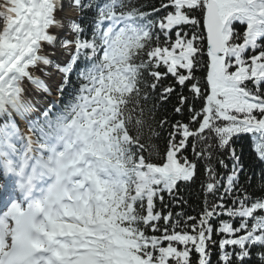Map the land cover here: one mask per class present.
<instances>
[{
  "label": "snow or ice",
  "instance_id": "obj_1",
  "mask_svg": "<svg viewBox=\"0 0 264 264\" xmlns=\"http://www.w3.org/2000/svg\"><path fill=\"white\" fill-rule=\"evenodd\" d=\"M262 41L264 0H0V116L31 133L0 128V264H213L217 247V264H264ZM27 83L67 102L29 120ZM153 94L177 117L156 159Z\"/></svg>",
  "mask_w": 264,
  "mask_h": 264
},
{
  "label": "trees",
  "instance_id": "obj_2",
  "mask_svg": "<svg viewBox=\"0 0 264 264\" xmlns=\"http://www.w3.org/2000/svg\"><path fill=\"white\" fill-rule=\"evenodd\" d=\"M238 29L241 28L239 24L236 25ZM264 43V41H262ZM198 74V77L199 78ZM150 80L151 78L148 77ZM151 92V90H149ZM158 94H153L150 96V98L147 100V102L144 103V124L139 129L141 133V142L144 145V151L145 154H150L153 159L157 158V153H163L165 147H166V139L164 138L166 136V132L161 131L159 127V122L162 118H169V119H176L177 117L169 115L172 112V107L176 103V98L172 97L171 101L161 104V102L157 98ZM157 105L156 108H153V105ZM139 109H137V112ZM154 114V118H153ZM135 115V114H134ZM134 118H138V116H134ZM136 128L134 126V130H132V134L136 135ZM154 133H159V135H154ZM243 162L245 167L252 164L254 159V144L249 139L246 142L243 143ZM255 167H259L256 165ZM218 170L223 173V169H219V166L217 165ZM203 168H201V178H203ZM243 179V177H242ZM259 183L258 178H253L251 181V185L248 187V191L251 193H254L255 195H260L257 185ZM199 181L197 182V185H193L188 191H182L181 195L184 197V199L187 201V205L185 206V210L190 215H197V213L200 212L199 205L202 202L203 196L201 193H199ZM178 210V209H174ZM214 239L219 240V236H215ZM213 255H212V261L213 264H217L218 255L219 252L218 247L212 249ZM193 260H195V255L192 257ZM249 264H257L256 257H255V250L253 254V258L251 261H249Z\"/></svg>",
  "mask_w": 264,
  "mask_h": 264
},
{
  "label": "bare ground",
  "instance_id": "obj_3",
  "mask_svg": "<svg viewBox=\"0 0 264 264\" xmlns=\"http://www.w3.org/2000/svg\"><path fill=\"white\" fill-rule=\"evenodd\" d=\"M61 15L65 16V15H73V14L72 13H62ZM56 62H59V60H57ZM36 74L40 76L42 79H44L45 82L51 86V79L49 77H45L43 73L39 71ZM57 83H59V74H57ZM55 93H56L55 88H52V94L48 95L46 93H43L37 90L35 86L31 85L30 83H27L25 98L32 101V103L35 105L36 108L41 109L42 108L41 105L47 103L48 99H50L51 102L55 100ZM15 116H18V115L13 114L11 118H9V116L7 115L0 116V126H4L5 124H8L9 121L13 119ZM22 123L26 124L25 119L23 120ZM24 133L26 136L31 134V133H28L26 129L24 130Z\"/></svg>",
  "mask_w": 264,
  "mask_h": 264
},
{
  "label": "rangeland",
  "instance_id": "obj_4",
  "mask_svg": "<svg viewBox=\"0 0 264 264\" xmlns=\"http://www.w3.org/2000/svg\"><path fill=\"white\" fill-rule=\"evenodd\" d=\"M17 117H18V116H17ZM20 119H21V118H20V116H19L18 118H16L17 123L14 122V121H15L14 119H13L12 122H14L17 126H19V121H20ZM19 129L22 131L24 128H23L22 126H20Z\"/></svg>",
  "mask_w": 264,
  "mask_h": 264
}]
</instances>
